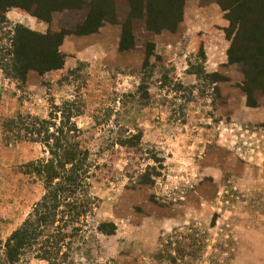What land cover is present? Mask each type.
I'll return each instance as SVG.
<instances>
[{
  "label": "rangeland",
  "instance_id": "rangeland-1",
  "mask_svg": "<svg viewBox=\"0 0 264 264\" xmlns=\"http://www.w3.org/2000/svg\"><path fill=\"white\" fill-rule=\"evenodd\" d=\"M116 4V17L98 33L65 37L62 70L32 72L24 83L6 53L14 25L0 21V239L41 200L42 183L25 166L48 157L39 143H7L3 121L19 114L61 120L60 111L78 108L72 121L96 166L92 208L66 264H264V231L254 221L264 208V94L256 92L258 107L249 108L244 92L246 60L263 55L245 44L239 59L244 43L232 49L238 17L217 0H186L175 31L148 33L131 19L134 45L121 52L131 9L128 0ZM250 7L234 12L255 21L264 11ZM82 15L67 13L65 24L74 29ZM38 24L22 25L48 32L47 23ZM129 139L133 146L121 144ZM28 264L48 263L30 257Z\"/></svg>",
  "mask_w": 264,
  "mask_h": 264
},
{
  "label": "trees",
  "instance_id": "trees-1",
  "mask_svg": "<svg viewBox=\"0 0 264 264\" xmlns=\"http://www.w3.org/2000/svg\"><path fill=\"white\" fill-rule=\"evenodd\" d=\"M128 2L131 10L122 23L121 52L129 51L134 45V37L130 31L131 19L142 22L146 32L155 34L165 30L175 31L183 21L186 0ZM217 2L223 12H230L233 7L234 11L247 7L251 12L250 4L253 2L264 11V0ZM116 8V0H0L2 23L8 24L6 13L9 10L19 9L49 26L47 33L40 34L21 24L14 25L10 48L6 52L12 58L10 71L14 78L24 83L32 72L42 76L62 70L65 63L59 49L65 37H85L98 33L105 20L116 17ZM74 11H83V15L75 22L74 29H70L65 20H70L67 13ZM234 11V14H229L238 17L239 27L232 49L244 43L239 48V52L243 51V54H239L240 60L244 59L245 44H249L250 49L254 48L256 54L263 55L253 56L244 64L247 67L244 87L246 105L256 108L258 105L254 99L255 93L259 91L264 94V12L256 16L255 21H248L247 12ZM244 30L247 33L244 34ZM153 53L154 45L150 44L146 55L149 58ZM230 56L231 61L236 59L231 54ZM216 74L209 76L217 77ZM60 112L61 120L56 114L51 115V120L19 114L2 123L7 143H39L48 157L25 166L28 174L42 183L44 193L23 224L6 240L0 239V264H28L30 257L48 264H66L71 253V240L80 231L77 226H82L83 217L91 211L88 189L91 171L96 164L82 138L83 131L72 121L82 113L78 108ZM60 112L57 111L58 114ZM57 119L59 122H55ZM132 139H137V136ZM132 139L121 144L133 146ZM71 226L74 228L73 232H66L65 228Z\"/></svg>",
  "mask_w": 264,
  "mask_h": 264
},
{
  "label": "crops",
  "instance_id": "crops-1",
  "mask_svg": "<svg viewBox=\"0 0 264 264\" xmlns=\"http://www.w3.org/2000/svg\"><path fill=\"white\" fill-rule=\"evenodd\" d=\"M6 19L7 21L12 24V25H16V24H25L26 26H28L30 29L31 28H38L39 24H38V20L36 18H33L32 16H29L28 14H26L25 12L19 10V9H11L6 13ZM255 135V134H254ZM264 151V149H263ZM264 158V152H263V156ZM259 178H261V181L264 182V165L261 163V174L259 176ZM263 194H264V186H263ZM246 219H247V226H250L252 223V219H251V207L250 205V200H247L246 203ZM258 218L254 221H256V224L263 227V231H264V208H263V212L262 213H258ZM264 248V246H263Z\"/></svg>",
  "mask_w": 264,
  "mask_h": 264
}]
</instances>
